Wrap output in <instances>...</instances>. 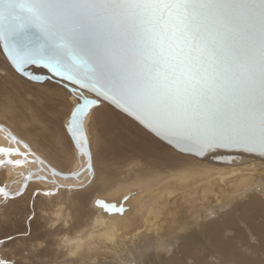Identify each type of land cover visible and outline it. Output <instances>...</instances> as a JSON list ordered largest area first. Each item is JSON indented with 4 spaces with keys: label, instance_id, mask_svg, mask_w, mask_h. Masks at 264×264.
<instances>
[{
    "label": "snow or ice",
    "instance_id": "1",
    "mask_svg": "<svg viewBox=\"0 0 264 264\" xmlns=\"http://www.w3.org/2000/svg\"><path fill=\"white\" fill-rule=\"evenodd\" d=\"M30 27L43 39L20 51L10 37ZM45 69L50 75L37 74ZM56 79L61 84H53ZM11 84L31 93L32 140L10 129L17 146L0 147L7 154L0 167L37 160L39 167L16 188L0 187V204L27 193L29 208L25 229L0 237V264H28L6 249L31 236L37 202L53 194L40 181L50 170L73 181L65 189L92 187L102 171L93 145L119 125H131L175 157L219 159L235 152L264 159V0H0V90ZM83 155L79 169L64 167L68 157ZM256 196L259 230L247 197L209 205L211 250L188 244L177 255L174 243L165 245L174 257L170 264H264V190ZM155 250L148 243L134 251L139 257Z\"/></svg>",
    "mask_w": 264,
    "mask_h": 264
},
{
    "label": "bare ground",
    "instance_id": "2",
    "mask_svg": "<svg viewBox=\"0 0 264 264\" xmlns=\"http://www.w3.org/2000/svg\"><path fill=\"white\" fill-rule=\"evenodd\" d=\"M30 97L27 89L16 90L15 84L0 90V122L7 125L0 127V147L17 146L10 129L32 140ZM33 148L42 150L43 144L34 141ZM93 152L95 163L102 169L97 182L83 192L65 189L63 186L73 181L49 170V179L40 184L53 194L41 196L31 236L10 241L7 254L39 264H129L136 260L170 264L174 257L165 254V245L174 243L177 255L188 244L211 250L214 237L206 215L209 205L242 203L244 197L252 226L260 228L262 208L256 194L264 190V159L257 155L225 153L232 157L223 162L211 157H175L154 141L141 138L127 123L112 129L99 145L94 144ZM6 157L0 153V159ZM85 161L86 155L68 157L64 167L79 169ZM38 167V160L0 167V187L16 188L26 182L29 171L35 173ZM56 187L61 188L59 194ZM125 196L130 200L125 201ZM97 199L123 205L127 210L112 213L95 205ZM28 213L27 193L22 200L0 204V237L23 231ZM164 220L167 228L165 222L161 223ZM36 241H46V246L34 251ZM148 243L156 250L138 257L134 250ZM72 250H79V254L69 256Z\"/></svg>",
    "mask_w": 264,
    "mask_h": 264
},
{
    "label": "water",
    "instance_id": "3",
    "mask_svg": "<svg viewBox=\"0 0 264 264\" xmlns=\"http://www.w3.org/2000/svg\"><path fill=\"white\" fill-rule=\"evenodd\" d=\"M42 39L43 38H42L41 34L34 27L23 29L20 32L15 33V34H13L10 37L11 42L16 44V46L19 48L20 51L27 50L29 47H32L33 44L39 42ZM43 71H44V73H37V74L50 75L46 69L43 70ZM53 81H59V83H61V81L59 79H56V80H53ZM85 151L87 153V147H86ZM252 155H257V156L260 157L259 153H255V154H252ZM231 157L232 156L224 155L223 157H221L219 159H216V160L219 161V162H223L225 160L229 161L231 159ZM64 177H66V176H64ZM94 203H95V205L100 206L102 208H104L103 204H107L105 201L100 200V199L95 200ZM112 204H114V203H112ZM112 204H109V205H112ZM117 207H119V206H117ZM105 210H109L112 213L116 212V211H112L110 209H105ZM118 213H120V212H118Z\"/></svg>",
    "mask_w": 264,
    "mask_h": 264
},
{
    "label": "clouds",
    "instance_id": "4",
    "mask_svg": "<svg viewBox=\"0 0 264 264\" xmlns=\"http://www.w3.org/2000/svg\"><path fill=\"white\" fill-rule=\"evenodd\" d=\"M55 225H53L54 227ZM46 246V241H36L33 250L38 251L40 248H43ZM60 247H64L63 244L59 245ZM69 256L76 255V250H72L68 252ZM28 264H30V260H27Z\"/></svg>",
    "mask_w": 264,
    "mask_h": 264
},
{
    "label": "rangeland",
    "instance_id": "5",
    "mask_svg": "<svg viewBox=\"0 0 264 264\" xmlns=\"http://www.w3.org/2000/svg\"><path fill=\"white\" fill-rule=\"evenodd\" d=\"M16 90H17V89H16ZM158 148H159V146H158ZM98 165L100 166V163H98ZM164 222H165V223H164ZM161 223H164L165 225L163 224V226H166V228H167V223H166L165 220L162 221ZM180 226H181V225H180ZM178 227H179V226H178ZM168 228H169V227H168ZM173 237H175V236H173ZM173 237H172V238H173ZM173 241H174V240H173ZM177 241H178V240H176V242H177Z\"/></svg>",
    "mask_w": 264,
    "mask_h": 264
}]
</instances>
